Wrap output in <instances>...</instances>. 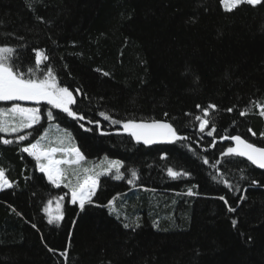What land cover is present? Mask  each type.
Returning a JSON list of instances; mask_svg holds the SVG:
<instances>
[{
  "label": "trees",
  "instance_id": "1",
  "mask_svg": "<svg viewBox=\"0 0 264 264\" xmlns=\"http://www.w3.org/2000/svg\"><path fill=\"white\" fill-rule=\"evenodd\" d=\"M0 45L17 49L21 71L34 65L33 49L45 51L41 68L54 69L85 117L55 110L52 123L85 161L121 160L124 173L102 175L81 210L21 151L46 118L20 133L28 140L0 134V169L13 184L0 190V264H264V170L224 155L233 135L264 147V4L0 0ZM100 112L164 120L184 139L146 146ZM197 115L209 121L203 132ZM49 201L60 202L59 222H48Z\"/></svg>",
  "mask_w": 264,
  "mask_h": 264
},
{
  "label": "snow or ice",
  "instance_id": "2",
  "mask_svg": "<svg viewBox=\"0 0 264 264\" xmlns=\"http://www.w3.org/2000/svg\"><path fill=\"white\" fill-rule=\"evenodd\" d=\"M220 3L227 11H233L242 4L250 6L264 4V0H220ZM33 52L34 65L26 71H21L17 63L19 60L17 49L11 45H0V101H27L33 102L34 105L25 107L19 103H14L11 108H0V134H18L16 135V141L20 142L28 140L31 132L27 134L20 133L24 130L33 129L36 125H40L42 118H45L42 117L44 109H47L46 119L48 121L54 120L53 110H61L68 117L76 120L85 119L84 116L78 115L73 110L72 105L76 103L73 92L70 91L69 87L59 84L57 76L54 74V69L49 66L41 68L42 63L49 60V56L41 49H33ZM76 92L79 93L80 90L76 89ZM196 107L201 108L200 105ZM209 107L215 109L216 105L204 107L203 112L205 115H208ZM227 111L230 112L232 109L229 108ZM240 114L245 115L244 112ZM99 115L105 120H111L115 125H121L123 132L130 134L137 142L142 141L145 145H152L156 142L174 143L184 139V137L178 134L177 129L172 123L164 120L138 122L129 119L127 121H119L112 119L111 116L106 115L104 112H100ZM164 115L167 116V113ZM260 115L264 116V107H262ZM9 116L11 119L8 118ZM195 119L200 122V131L203 132L209 121L202 119L199 115ZM88 123L91 124L93 121L89 120ZM95 123L99 125V121H95ZM80 126L82 128L84 127L83 124ZM45 131L47 132V130ZM67 135L71 137V133ZM208 135L212 136L213 133L210 131ZM43 139L44 137H41V140ZM230 139L235 142V146L228 147L224 155L233 154L246 158L253 165L264 169V147H257L255 144L243 139L240 135H233ZM13 142L11 139H2V143L6 145ZM21 151L34 158L39 172L45 174L47 180L52 185L60 187L63 184L64 187L69 188L71 203L76 204L78 202L81 210L84 209L86 203L90 204L93 202L92 197L97 191L99 178L102 175L112 174L113 170H115V179L120 180L124 177V173L121 172L123 162L121 160H107L105 158L107 161L106 165L82 168L81 172H74L73 175L77 176V182L75 184L72 183L69 179L68 170L61 166L81 165V162L85 161V157L78 146H67L63 139H59L56 146H51V144L49 146H42L37 141L36 143H30L28 146L23 147ZM57 154H61V158H57ZM204 163H208L207 159H205ZM97 167H101V171H96ZM81 174L82 179H80ZM168 175L176 178L180 173L173 171L172 168H168ZM131 177L133 179L128 180L129 184H133L134 179L137 178V172L135 170L131 171ZM12 186V182L6 178L5 171L0 169V189ZM191 194L192 192L189 190V195ZM220 199L224 200L225 198L222 196ZM109 203L111 204L112 202L110 201ZM49 204H51V201H49ZM57 208H60L59 204H57ZM45 211H48V209L46 208ZM229 211L234 212L236 209L229 207ZM62 219L63 213L61 212L55 217L50 216L48 222H59ZM236 223V220L232 221L234 226ZM123 226L125 228L132 227L129 224H124Z\"/></svg>",
  "mask_w": 264,
  "mask_h": 264
},
{
  "label": "rangeland",
  "instance_id": "3",
  "mask_svg": "<svg viewBox=\"0 0 264 264\" xmlns=\"http://www.w3.org/2000/svg\"><path fill=\"white\" fill-rule=\"evenodd\" d=\"M21 106L31 107V106H34V105H21ZM11 107H12V105H4L3 103H0V108L8 109V108H11ZM46 111H47V109H44V112L43 113H44V117L45 118H46ZM54 111L55 110H53V112ZM59 111H61V110H59ZM5 115L7 116V114H5ZM8 118L11 119L10 116ZM120 129L123 130L121 125H120ZM197 129L200 131V123L198 124ZM45 130H47V132ZM45 130L43 131L42 135L37 139V141H39L42 146H49V144H51V146H56L57 141L59 139H63L65 141V144L67 146H74L73 141L67 135L66 130L61 129L55 123H52V121H49V124L47 125V127L45 128ZM1 135L13 136V135H17V134H1ZM41 137H44V139L41 140ZM36 142H34V143H36ZM57 158H61V154H57ZM106 163H107L106 159H97V160H94V161H83V162H81V165H71V166H69V165H62L61 167L62 168H66L68 170L69 179L72 181V183L75 184L77 182V176L76 175H73L74 172H81L82 168H93L96 165L103 166V165H106ZM96 171H101V167H97L96 168ZM113 171H115V170H113ZM80 179H82V174L80 176ZM65 183H67V181H65ZM3 189H5V188H3ZM66 189L68 190L69 188H66ZM69 191H70V189H69ZM69 198H70V201H71L70 192H69ZM57 204L60 205V202L59 201H55V202L51 203L47 207L48 211H46V212H47V214H48L49 217L50 216L55 217L56 215L59 214V208H57ZM76 204L79 205L78 202Z\"/></svg>",
  "mask_w": 264,
  "mask_h": 264
},
{
  "label": "water",
  "instance_id": "4",
  "mask_svg": "<svg viewBox=\"0 0 264 264\" xmlns=\"http://www.w3.org/2000/svg\"><path fill=\"white\" fill-rule=\"evenodd\" d=\"M16 102L22 103V104H24V105H31V104H33V102H27V101H16ZM145 122H151V121H145ZM140 143L144 144L142 141H141ZM165 143H167V142H156V143H154V144H152V145H146V146L162 145V144H165ZM144 145H145V144H144ZM234 145H235V142H234ZM241 158H242V157H241ZM243 159H245L246 161H248L246 158H243ZM248 162H249V161H248ZM249 163H250L252 166L256 167L257 169L264 170V169L259 168V167L256 166V165H253L251 162H249Z\"/></svg>",
  "mask_w": 264,
  "mask_h": 264
}]
</instances>
